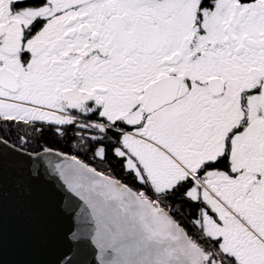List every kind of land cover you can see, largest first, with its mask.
<instances>
[{"label":"snow or ice","instance_id":"6c2138e0","mask_svg":"<svg viewBox=\"0 0 264 264\" xmlns=\"http://www.w3.org/2000/svg\"><path fill=\"white\" fill-rule=\"evenodd\" d=\"M49 165L98 252L48 223ZM6 197L56 264H264V0H0Z\"/></svg>","mask_w":264,"mask_h":264},{"label":"water","instance_id":"95a60500","mask_svg":"<svg viewBox=\"0 0 264 264\" xmlns=\"http://www.w3.org/2000/svg\"><path fill=\"white\" fill-rule=\"evenodd\" d=\"M48 159L45 154L43 160L46 165ZM52 159L59 161L61 158L53 156ZM49 170L52 172L48 177L50 183L43 189L50 210L48 223L58 236L72 231L81 232L92 251L98 252L91 240L95 222L90 209L68 189L50 165ZM58 255L59 246L55 250L47 247L33 222L6 197L0 210V264H56Z\"/></svg>","mask_w":264,"mask_h":264},{"label":"flooded vegetation","instance_id":"af4514ba","mask_svg":"<svg viewBox=\"0 0 264 264\" xmlns=\"http://www.w3.org/2000/svg\"><path fill=\"white\" fill-rule=\"evenodd\" d=\"M13 138H15V135ZM76 143L77 141L75 140H59L58 137H53L50 133H45V138L41 140L39 144L33 142L32 147L35 148L39 145H42V147H51L52 149L64 151L68 155H73L78 151V149L74 147ZM80 158H84L83 152H80ZM98 167L100 166L98 165ZM117 175H120L119 170H117Z\"/></svg>","mask_w":264,"mask_h":264},{"label":"trees","instance_id":"16d2710c","mask_svg":"<svg viewBox=\"0 0 264 264\" xmlns=\"http://www.w3.org/2000/svg\"><path fill=\"white\" fill-rule=\"evenodd\" d=\"M37 150H40L41 148H42V145H39V146H37V147H35ZM54 150H57V151H60V150H58V149H54ZM62 152H64V151H62ZM65 153V152H64Z\"/></svg>","mask_w":264,"mask_h":264}]
</instances>
